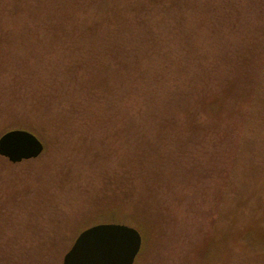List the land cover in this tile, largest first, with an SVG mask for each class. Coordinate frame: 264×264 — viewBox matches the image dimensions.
Here are the masks:
<instances>
[{
    "label": "rangeland",
    "instance_id": "1",
    "mask_svg": "<svg viewBox=\"0 0 264 264\" xmlns=\"http://www.w3.org/2000/svg\"><path fill=\"white\" fill-rule=\"evenodd\" d=\"M127 3L143 23L106 44L88 3L46 22L0 0V137L45 145L0 155V264H63L113 221L142 233L135 264H264V31L213 22L219 0Z\"/></svg>",
    "mask_w": 264,
    "mask_h": 264
},
{
    "label": "water",
    "instance_id": "2",
    "mask_svg": "<svg viewBox=\"0 0 264 264\" xmlns=\"http://www.w3.org/2000/svg\"><path fill=\"white\" fill-rule=\"evenodd\" d=\"M43 141L27 129H12L0 137V155L14 163L39 157ZM143 235L134 226L104 222L84 229L63 258V264H135Z\"/></svg>",
    "mask_w": 264,
    "mask_h": 264
},
{
    "label": "trees",
    "instance_id": "3",
    "mask_svg": "<svg viewBox=\"0 0 264 264\" xmlns=\"http://www.w3.org/2000/svg\"><path fill=\"white\" fill-rule=\"evenodd\" d=\"M45 1L46 0H36L38 5L34 9V12H35V15L38 13V15H36V17H37L36 19L42 21V19H43L42 16H43V17H46V20H45L46 22H49L52 19L53 15H55V13L58 10H63L65 12H68L69 11L68 7H69L70 3L71 4H74L76 2L88 3L86 7L87 8L88 7L93 8V13H91L90 16L95 15V18L97 19L96 20L97 23H99V26L103 27L101 34H102L106 44L110 43V40L111 41L114 40L113 36H116V37L119 36V33L121 31H123L121 26L123 24H125L126 22L128 24H132L133 26L135 25L136 22L143 23V20H142L143 18L140 15L136 14V11L131 13L132 12L131 4L127 3L128 0H119L118 2H117V0H115V1L112 0L113 2L111 0H103L102 2H105L104 7H103V3L101 1H100L101 6L96 7V4H94V2H95L94 0H50V1H47V3ZM109 1H111V2H109ZM149 3L153 4V0H149ZM156 3H157V0H156ZM59 4L61 6H59ZM163 6H165V5L164 4H158L157 6H154V7H156L155 8L156 10L165 11L166 7H163ZM86 7H85V9H87ZM94 7H96V9H94ZM218 8L220 11L218 10L216 15L214 16L213 22H215L217 24L218 23L222 24L225 21L226 23H225L224 27H231L232 26V27L238 28V27L244 26L246 28V27L251 26V27H254L256 30L258 29L257 30L258 32L264 31V0H219ZM231 8H234V10L230 11ZM45 11H47V12L44 14L43 12H45ZM81 11H85V10H81ZM151 12H155V11L151 10ZM31 17H33V15H31ZM197 17L200 18V20H201L203 18V15H201V13H200L199 16H197ZM204 17H206V16L204 15ZM78 19H80L79 23L82 25V28H84L83 27V25H84L83 21L81 22V18H78ZM156 19H157L156 15L146 14V17L144 20L146 23V21H149V22L157 21ZM151 25H153V26L155 25V27H156V25H158V24H156V23L154 24L152 22ZM145 28L147 29L145 32H147L148 30H150L151 27H149V25H148ZM105 30H108V32H106ZM150 31H152V30H150ZM228 39H229V37L226 40H228ZM130 40H131V38H128V41H130ZM66 53H69V52H64V53L60 52L59 54L61 56H63ZM214 53L215 52H213L212 55ZM67 57H70V56L67 55ZM71 62L72 61H70V59H67L66 62H64V65H63L64 68L67 65H69V63H71ZM189 86H190V88L192 87L191 85H189ZM195 90H196V88H195ZM123 91H124V89H122L121 93H123ZM199 91H200V88H199V90L197 89V93ZM208 91H210V90H208ZM135 93H137V94H135ZM124 94L127 96L128 95H133V96H132V98L131 97L127 98V96H126V99H123L121 97V100H122L121 109H123V108L127 109V103L128 102H131V104H133L134 102H137V105L141 103L143 106H139L138 109H145L146 110V108H148V110H149L150 108H153V106H152L153 104L150 102H149V104L146 103V99H143L140 96H138V92L132 93L130 91H128V92L125 91ZM194 96H197V94ZM130 99H131V101H130ZM146 113H147V110H146ZM144 118H145V116H144ZM145 119H144V121H146ZM147 121H148V119H147ZM113 222L121 223V221H113ZM48 259H49V257H48ZM34 262H36L38 264H42V257L40 259H38V261H33V263ZM45 262H46V264L49 263L48 260H46Z\"/></svg>",
    "mask_w": 264,
    "mask_h": 264
}]
</instances>
